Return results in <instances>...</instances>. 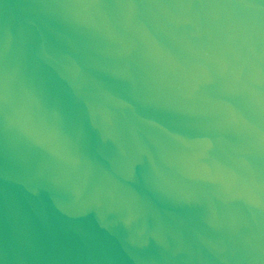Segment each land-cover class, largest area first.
<instances>
[{
  "label": "water",
  "instance_id": "water-1",
  "mask_svg": "<svg viewBox=\"0 0 264 264\" xmlns=\"http://www.w3.org/2000/svg\"><path fill=\"white\" fill-rule=\"evenodd\" d=\"M0 264H264V0H0Z\"/></svg>",
  "mask_w": 264,
  "mask_h": 264
},
{
  "label": "clouds",
  "instance_id": "clouds-1",
  "mask_svg": "<svg viewBox=\"0 0 264 264\" xmlns=\"http://www.w3.org/2000/svg\"><path fill=\"white\" fill-rule=\"evenodd\" d=\"M35 135L37 137V139H36L37 146L43 147L45 145V143L47 142V138H46L45 134L42 131L37 130Z\"/></svg>",
  "mask_w": 264,
  "mask_h": 264
}]
</instances>
